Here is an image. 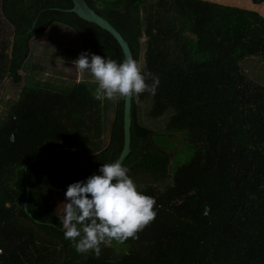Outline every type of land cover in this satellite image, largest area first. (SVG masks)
<instances>
[{
    "label": "trees",
    "instance_id": "trees-1",
    "mask_svg": "<svg viewBox=\"0 0 264 264\" xmlns=\"http://www.w3.org/2000/svg\"><path fill=\"white\" fill-rule=\"evenodd\" d=\"M85 1L120 32L142 73L159 77L154 95H133L131 152L122 164L155 199L157 215L138 238L102 244L99 258L64 239L49 193L65 196L95 173L47 158L98 169L116 162L125 99L115 100L107 127L97 86L32 77L0 119V264H264V83L244 68L264 60V17L210 0ZM72 8V0H0V28H13L12 40L0 43V83L19 84L24 70L37 68L28 64L31 41L55 24L72 29L84 53L125 60L109 32ZM138 102L151 104L152 119H167L163 133L141 123ZM178 134L187 160L171 154Z\"/></svg>",
    "mask_w": 264,
    "mask_h": 264
},
{
    "label": "clouds",
    "instance_id": "clouds-1",
    "mask_svg": "<svg viewBox=\"0 0 264 264\" xmlns=\"http://www.w3.org/2000/svg\"><path fill=\"white\" fill-rule=\"evenodd\" d=\"M89 55L91 58L89 59ZM78 73L87 71L98 85L95 99H125L145 91L155 94L159 77L143 73L137 60L128 57L122 63L89 53H81L72 61ZM152 80L151 84L146 83ZM100 175L67 186L65 203L55 215L64 231V239L79 254L93 252L99 258L101 245L111 246L113 240L124 243L138 238L137 233L154 221V198L142 194L128 175L129 169L119 161L102 164Z\"/></svg>",
    "mask_w": 264,
    "mask_h": 264
},
{
    "label": "rangeland",
    "instance_id": "rangeland-1",
    "mask_svg": "<svg viewBox=\"0 0 264 264\" xmlns=\"http://www.w3.org/2000/svg\"><path fill=\"white\" fill-rule=\"evenodd\" d=\"M228 6H236L248 10L257 11L264 17V4H254L252 0H210ZM0 28V43L12 40L13 28L7 23H3ZM81 53H84L82 44L76 33L69 27L62 24L53 25L45 34L35 37L31 41V57L28 64L36 66V69H27L23 71V81L15 84L12 79H6L0 83V119L4 118L9 105L16 102L23 90V87L30 84V80L41 81L42 83H54L58 86L73 85L79 82H86L90 86H98L93 77L84 73L78 74L73 69L72 61L76 60ZM63 54V60L58 56ZM71 57L70 60L66 58ZM249 76L256 82L264 83V60L261 58L250 59L245 65ZM108 110L106 112L105 125L109 127L114 118L115 100L105 98L102 100ZM139 119L143 125L152 128L157 133H163V128L167 119L154 120L150 117L151 104L149 102H138ZM177 140L174 141L175 149L171 154L182 151L185 154L184 160L190 157L187 151V140L181 134L175 135ZM109 142V131L103 135V145ZM174 160V157H173ZM172 162V161H171ZM65 196L49 193L48 209L56 213L57 207L65 203ZM59 219V218H58Z\"/></svg>",
    "mask_w": 264,
    "mask_h": 264
},
{
    "label": "water",
    "instance_id": "water-1",
    "mask_svg": "<svg viewBox=\"0 0 264 264\" xmlns=\"http://www.w3.org/2000/svg\"><path fill=\"white\" fill-rule=\"evenodd\" d=\"M73 2V8L72 12L76 13L81 19L94 23L101 27L102 29L106 30L109 32L119 43L120 47L123 50V53L125 55V59L128 57L133 58L131 49L129 47V44L127 41L123 38V36L116 30L114 26L111 25V23L104 19L102 16L98 15L88 4L85 0H72ZM132 99L133 96L129 98H125V103H124V148L123 151L118 158L117 161H119L121 164L124 163L126 158L131 152V127H132ZM47 159H59L63 160L66 162L70 167L73 169H80L88 172H92L95 174H101L99 172L98 168L85 165L82 163L74 162L71 159H68L66 157L60 156V155H55L48 157ZM32 160V162L36 161ZM29 165L26 166L25 172L27 173V168ZM27 207V202L24 205Z\"/></svg>",
    "mask_w": 264,
    "mask_h": 264
},
{
    "label": "crops",
    "instance_id": "crops-1",
    "mask_svg": "<svg viewBox=\"0 0 264 264\" xmlns=\"http://www.w3.org/2000/svg\"><path fill=\"white\" fill-rule=\"evenodd\" d=\"M264 4V3H263ZM261 5V4H260Z\"/></svg>",
    "mask_w": 264,
    "mask_h": 264
}]
</instances>
